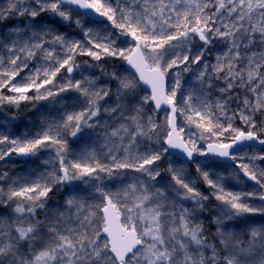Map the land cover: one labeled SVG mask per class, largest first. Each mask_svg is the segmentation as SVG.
<instances>
[{
	"label": "snow or ice",
	"instance_id": "1",
	"mask_svg": "<svg viewBox=\"0 0 264 264\" xmlns=\"http://www.w3.org/2000/svg\"><path fill=\"white\" fill-rule=\"evenodd\" d=\"M0 26V124L55 113L0 133V264H264V224L228 227L264 216V150L247 151L264 146V0H0ZM85 135L99 148L71 146ZM41 153L38 174L6 168ZM224 162L252 189L226 187Z\"/></svg>",
	"mask_w": 264,
	"mask_h": 264
},
{
	"label": "rangeland",
	"instance_id": "2",
	"mask_svg": "<svg viewBox=\"0 0 264 264\" xmlns=\"http://www.w3.org/2000/svg\"><path fill=\"white\" fill-rule=\"evenodd\" d=\"M0 30H3L2 26H0ZM76 35H79L77 32ZM211 59V57H210ZM117 70L120 71L122 75L132 77L133 75L131 72L127 69L126 62L123 61L122 65H118L114 68H110L109 71L111 70ZM191 74H186L184 79H188ZM143 95H149L146 91L143 90L142 92ZM67 96L74 97L77 94L75 92H70L66 94ZM213 98H215V94H213ZM47 104V102H41L39 103L35 108L31 104H22L25 105L28 108V112L24 115L22 119H20L18 116H16L15 121H13L10 124L2 125L0 124V133L6 132V131H11L12 133L16 135H23L25 131L32 133L35 132L39 129L40 126V110L44 109V106ZM21 105V106H22ZM45 115L52 114L54 115V111L52 107L49 105L47 106L46 109H44ZM8 114L7 113H0V122H3L7 118ZM156 119L163 123L164 121V115L163 113H160L156 116ZM70 141L72 140L71 137ZM203 144L204 142H200ZM86 145L92 146L94 145L95 147L99 148V142L96 140V136L92 135L91 137L85 135L81 139L77 140L73 145L77 150L83 149ZM206 146V145H205ZM143 147V145L141 146ZM264 150V146L262 148H252L248 149L247 151L249 152H260ZM47 153H41L39 157L35 158H28V157H16L14 156L9 164L6 165L7 170L9 173L13 176L16 175H30L33 173H39V171H42L44 168V165L41 163L42 159L47 158ZM175 157L173 156H168L164 161L163 164H167L170 160H173ZM198 159H203V157H197ZM178 162V161H177ZM3 162H0L2 164ZM163 167V165H162ZM233 165L231 163H221L216 167V170L219 172H222L225 175V185L226 187L233 189V190H251L253 187V182L248 181L246 178L242 177L241 174V179L244 181L243 183H236L235 179L232 177V170H233ZM194 173V169H192ZM238 171V170H237ZM202 191L207 194L208 189L203 185V183H200L198 185ZM119 187V185H117ZM64 200V192L61 191V193L57 194H51V199L49 200V209L51 211H55V206L58 204H62ZM254 203H259V201H254ZM217 202L215 200L210 201L209 207L210 210L205 213V216H210L212 215L215 206ZM3 211V210H0ZM41 218H43V213L40 214ZM100 217H102L100 213ZM121 218L123 219V213L121 214ZM96 220V223L99 224L102 228V220L99 217H94ZM204 223L208 224V220L204 219ZM264 224V216H259V215H244L241 217H238L232 221L228 222V227L233 230L235 233H237L241 239L247 240L248 236L246 235V230L248 229L249 226H260ZM101 236H104V233L101 231Z\"/></svg>",
	"mask_w": 264,
	"mask_h": 264
},
{
	"label": "water",
	"instance_id": "3",
	"mask_svg": "<svg viewBox=\"0 0 264 264\" xmlns=\"http://www.w3.org/2000/svg\"><path fill=\"white\" fill-rule=\"evenodd\" d=\"M126 66H127V69L131 72V74L133 75V76H136V78L138 79V74L135 72V69L134 68H132L130 65H128L127 63H126ZM141 88L144 90V91H146L147 93H151V88H150V86L149 85H146V84H143V82H141ZM160 113H163V108H162V110H161V112ZM262 145H259V144H255V146H254V148H260ZM180 155V153H179V151L178 150H172V155L171 156H173V157H177V156H179ZM224 163H231V162H224ZM101 215H103L102 213H101ZM106 234H104V236H105Z\"/></svg>",
	"mask_w": 264,
	"mask_h": 264
},
{
	"label": "trees",
	"instance_id": "4",
	"mask_svg": "<svg viewBox=\"0 0 264 264\" xmlns=\"http://www.w3.org/2000/svg\"><path fill=\"white\" fill-rule=\"evenodd\" d=\"M122 63H123V61H116L114 64H112V65H110L109 66V68H108V70L110 69V68H114V67H116V66H118V65H122ZM77 94V93H76ZM69 97H71L70 95H69ZM28 112V108L25 106V105H22L21 107H20V109H19V111H18V117L20 118V119H22L23 117H24V115L26 114ZM70 139V138H69ZM263 147V146H262ZM261 147V148H262ZM57 193H61V191H56L55 192V194H57ZM209 210H210V207H209ZM207 225V224H206ZM211 232L212 233H214L215 232V227L213 226L212 228H211Z\"/></svg>",
	"mask_w": 264,
	"mask_h": 264
}]
</instances>
